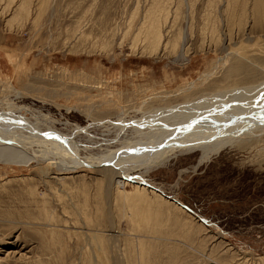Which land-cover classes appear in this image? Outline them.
I'll return each mask as SVG.
<instances>
[{
    "label": "rangeland",
    "instance_id": "rangeland-1",
    "mask_svg": "<svg viewBox=\"0 0 264 264\" xmlns=\"http://www.w3.org/2000/svg\"><path fill=\"white\" fill-rule=\"evenodd\" d=\"M263 86L264 0H0V114L14 104L9 119L42 133L84 128L71 136L82 159L144 142L178 112L256 115ZM192 98L202 115L176 106ZM241 130L209 160L176 153L107 192L99 170L0 164V264H264V133ZM135 184L154 190L148 205Z\"/></svg>",
    "mask_w": 264,
    "mask_h": 264
},
{
    "label": "bare ground",
    "instance_id": "bare-ground-1",
    "mask_svg": "<svg viewBox=\"0 0 264 264\" xmlns=\"http://www.w3.org/2000/svg\"><path fill=\"white\" fill-rule=\"evenodd\" d=\"M153 29H154V26H147L146 27V32L148 33V38H154V37L156 38L157 37L156 35H154L152 37L151 33H152ZM261 84H263V83H261ZM249 88H251V87H249ZM262 88H260V89H262ZM237 89H232V90L236 91ZM251 90H253V89H251ZM233 91H231V92H233ZM225 92L226 91H224V92L222 91L223 94ZM217 93H220V92H217ZM222 93L219 94V96L222 95ZM227 93H230V92L228 91ZM18 94L19 93H16V96H18ZM215 97H217V96H215ZM200 98L205 99L206 97L203 95ZM200 98H198V99H200ZM259 98H261V97H259ZM192 100H193V98L190 101L185 100L183 103L184 105L179 104L176 106L177 107L182 106L181 110H183L182 108L187 109V108H189V106H190V109L192 108V110L195 109L196 106H198L197 108H200L199 106L202 107L201 101H199V102H201V103H199L195 100H193V102H192ZM210 100H211V98H210ZM220 100H221V98H220ZM258 100L260 101V99H258ZM227 101H229V100H227ZM249 102L250 101H248V103ZM238 103H239V101H238ZM205 104H207V103H205ZM212 104H213V102H212ZM245 104L247 105V102L244 103V106H246ZM250 104H252V103H250ZM250 104H248V106ZM256 104H258V103H256ZM262 104L260 107L261 109L263 108L262 106H264ZM226 105L224 104V109H225ZM233 105H235L234 107L237 106L236 104H233ZM233 105H230V106H233ZM238 105L241 106L242 104L240 105V103H239ZM8 106H9L8 112L7 113L4 112V113L0 114V164L1 165L16 166V167H29L32 163H41L42 164L43 162L46 161L47 163L50 162V164L55 165L57 167V170H59V171L62 170L63 172H74L77 169H82V168L99 170L101 172L103 178H104L106 192H107V190L110 189L112 184L125 185L126 184V182L124 181L125 177H127L131 171L138 170L139 171L138 173H140V175H143L145 172H148L152 168H156L158 166L166 164V162L172 156H174L176 153L199 152L200 153V159L198 161L202 162V161L209 160V158L211 156H213L214 154H217L218 152H220L223 149L225 150V148H230V147L235 146V144H237L238 141L240 143L241 138L240 139L237 138V137H240L239 136L240 134L239 133L237 134V132L241 129H248V131H246L247 134H249L248 133V132H250L249 130H252V129L258 130L260 132V134L264 133V132H262V130L264 131V110L259 109L260 111L257 112L256 115H251V113H249L250 115H248V114H246V113H248V110H249L248 108H250V107L253 108V106L251 105L249 107H246V111H245L246 113H244V114H243L244 110L241 113L240 109H239V112L241 114H236V113H239L238 110L235 114H233L232 113V111L234 110L233 109L232 111L230 110V112L232 113L231 115H230V113L226 115V114L222 113L221 111L219 112V110L223 109L220 107L221 103L218 106L221 109H219L218 107H215L216 105L214 106V104H213L214 108L211 107V109H212V111L214 109L213 112L215 114L213 113L214 114L213 115V114H211L210 111H207V112H209L208 113L209 117H207L208 114H207V116H205L207 118L204 117V115L206 113V112H204V114H203L204 119H198L197 118L198 119L197 120L194 117H198V116L202 115V114L199 115V113H202L203 111L201 110V112L198 113L197 112V111H199L198 109L196 111L190 110L191 112H194V114H195V112L198 113V116L196 115L193 117L192 116L193 114L191 115L190 113H187L188 111L185 112V113H187L188 119L190 118L189 116H192L194 118V119L192 118L193 120H188V122H187V121H185V118H184L186 115H184V116L180 115V112H178L179 116L181 118L182 117L184 118L183 122H185V124H183L180 128L178 127V124H179V122L182 121V119L177 117V121H176V119L173 118V117H175L173 115L171 118H172V120L175 119L174 122H175V124L178 123L177 125L174 124L168 128L164 127L165 125L160 126L161 128L163 127L166 129H161V131L156 130L158 132H155V133L153 132V134L148 135L146 138H144L145 139L144 142L142 140H137L134 142L126 141V142H124V144L122 145L121 148H117L114 150H108L107 153L96 156V157H91V158L89 157L88 159L87 158L82 159V157H80L79 150H78L79 144L71 136L78 134V133H83V131H85L84 128H81L78 126L74 127L72 129L74 132L72 133V135L70 137L69 136H63L60 133L58 134L57 131L50 126L48 127V130L45 133H42L39 131V127L37 126V125H39V122L29 124L28 122H26L24 120L23 117H17L16 120L9 119V117H8L9 113H12V114L18 113V111L20 112L23 110V107H18V106H15L14 104H10V105L8 104ZM176 106H172V107H176ZM191 106H193V107H191ZM206 106H205V108H206ZM256 107H258V106L254 107L257 111ZM215 108L218 109V112H216L217 110H215ZM238 108L239 107L237 106V108H235V111ZM161 109H163V110H161ZM164 109L165 108H159V109L154 110V112L157 115L162 114L161 116L167 115L170 111L172 112L170 107H169V109L167 107L168 110L165 109L166 111H164ZM224 109H223V111H224ZM229 109L230 108L227 107V109H225V110L229 111ZM203 110L205 111V109H203ZM208 110H210V107ZM29 112L32 113L30 111V109L27 108V113H29ZM154 112H153V114H154ZM156 112H158V113H156ZM254 112H255V110H254ZM254 112H253V114H254ZM217 113L218 114L222 113V114L220 116ZM150 114L151 113H149V116H150ZM174 114L177 115L176 112ZM181 114H183V113H181ZM33 115L34 114L32 113L31 116H33ZM143 115H145V114H143ZM171 115H172V113H171ZM41 116L42 117H40V118L36 117V115H34L33 117L36 120H38V119H40L42 121L43 120L44 121L49 120L48 118L45 117L46 115L45 116L41 115ZM169 116H168V118L170 119ZM244 116L246 118H244ZM242 117L244 120H240V119H242ZM178 118L181 120H179ZM186 120H187V118H186ZM189 121H191V122H189ZM183 122H181V123H183ZM49 124L51 125L53 123L49 122ZM177 127L180 130L179 132H177L178 131ZM139 129H138V131H139ZM156 129H158V127ZM176 129H177V131H176ZM136 131H137V129H136ZM241 131H243V130H241ZM252 131L250 132V134L252 133ZM249 136H251V135H249ZM150 139H151V142L146 143ZM35 145L39 147L38 150H36V149L34 150L32 148V146H35ZM50 154H52V157L50 156ZM54 156H57V158L59 157L61 160L60 161H54L53 159H57V158H54ZM49 159H52L53 161H49ZM143 180H144L143 178H140V183H139L140 185H145V184H143L144 183ZM139 184L138 185L135 184V186L138 188L137 199H138L139 203H141V204L144 203V205L145 204L148 205L147 198L144 196V193L145 192L152 193L151 191H154V190H150V189L148 190L144 186H139ZM138 207H140V206H138ZM147 210H148L147 206L143 209H140L141 213H139V215H138L140 218L139 220L143 221V223H146L149 219V216H150V214L147 212ZM111 237H113V236H111ZM110 240L114 242L113 238H111ZM112 246L114 248V243ZM261 261L264 262V259H261Z\"/></svg>",
    "mask_w": 264,
    "mask_h": 264
},
{
    "label": "snow or ice",
    "instance_id": "snow-or-ice-1",
    "mask_svg": "<svg viewBox=\"0 0 264 264\" xmlns=\"http://www.w3.org/2000/svg\"><path fill=\"white\" fill-rule=\"evenodd\" d=\"M261 99H264V97H261ZM257 103H259V101H257Z\"/></svg>",
    "mask_w": 264,
    "mask_h": 264
},
{
    "label": "water",
    "instance_id": "water-1",
    "mask_svg": "<svg viewBox=\"0 0 264 264\" xmlns=\"http://www.w3.org/2000/svg\"><path fill=\"white\" fill-rule=\"evenodd\" d=\"M143 183V182H142ZM143 184H145L146 185V183L144 182Z\"/></svg>",
    "mask_w": 264,
    "mask_h": 264
}]
</instances>
